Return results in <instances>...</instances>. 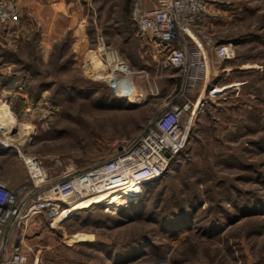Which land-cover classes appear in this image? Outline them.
I'll list each match as a JSON object with an SVG mask.
<instances>
[{"label":"rangeland","instance_id":"374dc122","mask_svg":"<svg viewBox=\"0 0 264 264\" xmlns=\"http://www.w3.org/2000/svg\"><path fill=\"white\" fill-rule=\"evenodd\" d=\"M135 1L68 0L80 22L49 46L36 20L22 17L19 39L0 27V125L11 129L0 131V180H28L20 154L59 161L57 175L108 158L182 92L167 53L139 35ZM208 3L189 39L231 44L234 55L209 51L205 79L184 94L194 106L182 153L139 193L34 219L21 238L31 263L264 264V0ZM105 46L134 72L131 98L114 93Z\"/></svg>","mask_w":264,"mask_h":264},{"label":"built area","instance_id":"2783aa9c","mask_svg":"<svg viewBox=\"0 0 264 264\" xmlns=\"http://www.w3.org/2000/svg\"><path fill=\"white\" fill-rule=\"evenodd\" d=\"M208 1L161 0L152 9H147L143 0L134 2L132 19L139 35L167 53L166 64L182 74V92L138 136L125 141L112 156L86 168L68 169L57 175L53 171L60 169L59 161L48 168L39 157L20 154L28 180L17 186L0 180V264H33L23 250L21 238L24 228L34 219L42 216L54 223L73 203L105 201L117 193H139L142 185L161 178L169 162L182 153L190 132L187 115L194 106L191 100L181 101L184 94L196 90L205 79L209 51L223 60L234 55L231 44L207 39L201 47L189 39L190 29L204 14ZM0 27L9 38L22 36L24 27L17 0H0ZM99 50L113 64V71H120L107 76L114 93L131 98L134 89L129 65L117 50L106 46ZM215 91L216 88L211 94ZM3 128L11 134L8 126L0 125V131ZM1 143L9 145L5 140ZM135 185L140 188L132 191Z\"/></svg>","mask_w":264,"mask_h":264},{"label":"crops","instance_id":"0c3cea01","mask_svg":"<svg viewBox=\"0 0 264 264\" xmlns=\"http://www.w3.org/2000/svg\"><path fill=\"white\" fill-rule=\"evenodd\" d=\"M22 17L37 22L45 46L59 40L67 30H75V22L79 19L75 6L68 0H17ZM155 5L146 7L152 9ZM4 36L0 28V40ZM77 41V40H76ZM77 44V42L75 43ZM74 44V48L77 46ZM155 45H157L155 43ZM158 46V45H157ZM48 48V47H47Z\"/></svg>","mask_w":264,"mask_h":264},{"label":"bare ground","instance_id":"6f19581e","mask_svg":"<svg viewBox=\"0 0 264 264\" xmlns=\"http://www.w3.org/2000/svg\"><path fill=\"white\" fill-rule=\"evenodd\" d=\"M96 64V63H95ZM100 64V65H99ZM98 65H99V68H100V66L102 67V66H105L104 64H102V63H99ZM102 68H104V67H102ZM132 74H134V72H132ZM217 89H220V88H217ZM135 90L136 89H134V92H135ZM138 188H140V187H138V185H135V186H132L130 189L133 191V190H137ZM129 189V190H130ZM99 201V200H98ZM98 201H96V200H89V201H80V202H77V203H73L72 205H76V206H80V207H86V206H89L90 204H92V203H95V202H98ZM65 212V211H64ZM64 212L62 213V215L64 214ZM62 215H60L59 217H57L56 218V220L58 219V218H60Z\"/></svg>","mask_w":264,"mask_h":264},{"label":"trees","instance_id":"16d2710c","mask_svg":"<svg viewBox=\"0 0 264 264\" xmlns=\"http://www.w3.org/2000/svg\"><path fill=\"white\" fill-rule=\"evenodd\" d=\"M145 185V184H144ZM144 185H142V187L144 186ZM104 200H100V201H98V202H95V203H101V202H103ZM95 203H93V205H89V206H86V207H80V206H76V205H70L69 207H68V209L71 211V212H73L74 213V211L75 210H78V209H84V208H87V207H90V206H94L95 205ZM73 213H71V214H73ZM170 219V218H169ZM141 243H143V241H140L138 244H141ZM137 244V245H138ZM123 254H125V253H123ZM124 259V258H123ZM127 259V258H126Z\"/></svg>","mask_w":264,"mask_h":264},{"label":"water","instance_id":"95a60500","mask_svg":"<svg viewBox=\"0 0 264 264\" xmlns=\"http://www.w3.org/2000/svg\"><path fill=\"white\" fill-rule=\"evenodd\" d=\"M167 156H170V154H169V153H167Z\"/></svg>","mask_w":264,"mask_h":264}]
</instances>
